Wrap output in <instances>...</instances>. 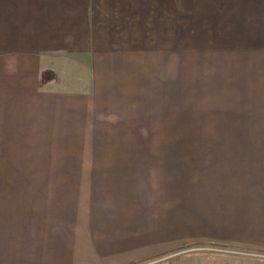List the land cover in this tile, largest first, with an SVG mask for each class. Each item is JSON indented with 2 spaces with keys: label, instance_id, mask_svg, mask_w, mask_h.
I'll use <instances>...</instances> for the list:
<instances>
[{
  "label": "crops",
  "instance_id": "crops-1",
  "mask_svg": "<svg viewBox=\"0 0 264 264\" xmlns=\"http://www.w3.org/2000/svg\"><path fill=\"white\" fill-rule=\"evenodd\" d=\"M142 14V0H0V142L88 141L111 80L134 74L136 58H158L143 47ZM215 41L220 62L264 63V0H218ZM46 71L53 77L43 84ZM120 137L109 142H158ZM233 137L208 141H252ZM79 152L56 158L86 159V166L66 162L31 172L45 181L0 183V264H141L165 253L169 238L173 246L174 223L158 214L169 194L160 197L141 161L133 165L136 152ZM224 201L217 239L264 253V198Z\"/></svg>",
  "mask_w": 264,
  "mask_h": 264
},
{
  "label": "rangeland",
  "instance_id": "rangeland-1",
  "mask_svg": "<svg viewBox=\"0 0 264 264\" xmlns=\"http://www.w3.org/2000/svg\"><path fill=\"white\" fill-rule=\"evenodd\" d=\"M217 3L142 0L143 47L158 58H136L134 74L111 80L88 141L0 142V183L45 181L48 176L31 172L66 162L87 165L56 158L63 151H134L133 165L141 161L158 179L160 197L169 194L166 202L160 198V220L174 223L173 246L169 238L165 253L141 264H264V253L227 244L214 232L216 209L220 228L225 224L224 200L264 198V63L216 58ZM131 135H154L158 142H109ZM217 135L252 141H208ZM102 160L100 166L110 165ZM240 221L254 219L234 220Z\"/></svg>",
  "mask_w": 264,
  "mask_h": 264
},
{
  "label": "trees",
  "instance_id": "trees-1",
  "mask_svg": "<svg viewBox=\"0 0 264 264\" xmlns=\"http://www.w3.org/2000/svg\"><path fill=\"white\" fill-rule=\"evenodd\" d=\"M52 77H53V73L52 72H50V71L44 72L42 74V78H41L42 83L43 84L48 83L49 81H51Z\"/></svg>",
  "mask_w": 264,
  "mask_h": 264
}]
</instances>
